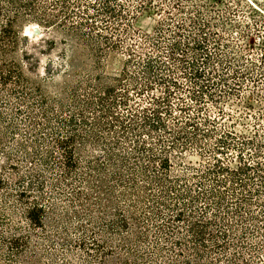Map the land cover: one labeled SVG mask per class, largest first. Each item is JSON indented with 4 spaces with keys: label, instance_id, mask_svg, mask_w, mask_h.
Returning a JSON list of instances; mask_svg holds the SVG:
<instances>
[{
    "label": "trees",
    "instance_id": "1",
    "mask_svg": "<svg viewBox=\"0 0 264 264\" xmlns=\"http://www.w3.org/2000/svg\"><path fill=\"white\" fill-rule=\"evenodd\" d=\"M54 5L38 26L59 27L70 52L52 93L29 77L16 12L0 22V262L41 264L42 231L62 248L49 264H264V134L227 127L221 107L259 84L248 61L211 51L201 26L124 46L118 25L104 32L130 17L118 0ZM252 65L264 81V57Z\"/></svg>",
    "mask_w": 264,
    "mask_h": 264
},
{
    "label": "rangeland",
    "instance_id": "2",
    "mask_svg": "<svg viewBox=\"0 0 264 264\" xmlns=\"http://www.w3.org/2000/svg\"><path fill=\"white\" fill-rule=\"evenodd\" d=\"M9 2V0H0V22L6 18L2 14L13 17L16 12L18 18L16 24L21 33L20 49L28 46V55L33 57L30 61L32 65H28L29 77L41 86L43 91L52 93L63 82L61 75H58L60 70L52 72L53 66L69 54L70 46L64 45L66 37L59 27L56 26L50 30L43 29L38 26V18L42 16L43 10L46 13L57 14L61 7L55 6L54 0H13L14 4ZM118 2L126 9L130 17L128 16L125 21L109 23L104 32L110 36L114 31L109 27L118 25L114 38L120 40L124 46L140 44L145 36L156 38V30L159 27L162 28V35L166 41L171 38L175 26L182 24L187 30L194 32L199 26L203 27L206 38L210 42L211 51L221 55L232 52L243 56L248 61V66L253 68V77L258 80L259 84L245 91L241 100L231 98L228 103L222 104L221 107H224L227 114L224 124L227 127L236 126L237 132H242L247 136L253 127H257L261 135L264 134V103L256 102L259 100L256 94L261 95L264 99V81L261 77V69L258 70L252 65H259L264 57V0H118ZM75 12L82 13L83 8H79V11ZM101 26L103 28L104 24ZM32 34L35 35L31 36ZM43 40L48 43H43ZM118 56L119 61L122 55ZM78 80H82L81 77ZM80 94L83 92L80 91ZM10 100L12 101V99ZM248 101L253 103V109L247 108ZM14 105L15 101L12 105L13 108ZM13 108L10 110L1 107L5 119L7 121L14 120L21 130L25 129V112L15 114ZM211 110L214 109L211 108ZM252 116L259 119L255 120ZM147 142L155 153L159 154L160 145L151 139ZM206 157L208 158V156ZM185 161L195 164L200 162L197 156L190 153L185 155ZM261 161L264 164V160ZM58 204L62 207L66 206L64 201L58 202ZM20 226L23 232H26V224L21 223ZM42 235V231L31 232V248L36 252L38 260L41 264H49L50 259L55 258L59 263L62 259L60 257L62 248L54 247L42 240ZM70 236L73 240L77 239L74 232ZM6 254L5 249H0V256ZM0 264L2 263L0 262Z\"/></svg>",
    "mask_w": 264,
    "mask_h": 264
},
{
    "label": "bare ground",
    "instance_id": "3",
    "mask_svg": "<svg viewBox=\"0 0 264 264\" xmlns=\"http://www.w3.org/2000/svg\"><path fill=\"white\" fill-rule=\"evenodd\" d=\"M35 34H33V36H34ZM32 36V35H31Z\"/></svg>",
    "mask_w": 264,
    "mask_h": 264
},
{
    "label": "water",
    "instance_id": "4",
    "mask_svg": "<svg viewBox=\"0 0 264 264\" xmlns=\"http://www.w3.org/2000/svg\"><path fill=\"white\" fill-rule=\"evenodd\" d=\"M36 32V31H35ZM32 36H33V34H32Z\"/></svg>",
    "mask_w": 264,
    "mask_h": 264
}]
</instances>
